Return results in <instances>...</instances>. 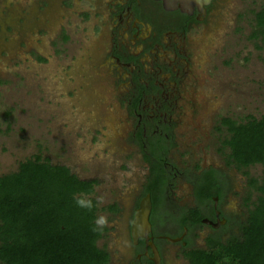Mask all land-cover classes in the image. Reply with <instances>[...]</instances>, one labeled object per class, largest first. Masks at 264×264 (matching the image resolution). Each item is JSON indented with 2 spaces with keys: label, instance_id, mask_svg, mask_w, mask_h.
I'll return each instance as SVG.
<instances>
[{
  "label": "rangeland",
  "instance_id": "1",
  "mask_svg": "<svg viewBox=\"0 0 264 264\" xmlns=\"http://www.w3.org/2000/svg\"><path fill=\"white\" fill-rule=\"evenodd\" d=\"M38 2L8 1L0 13V176L39 155L81 179H99L93 194L103 198L98 217H107V226H113L99 246L110 239L120 264L125 253L120 233L146 167L130 148L127 111L97 70L105 48L102 23L95 18L93 0H46L44 8ZM263 2L217 0L208 23L191 33L193 75L183 85L176 148L170 153L179 164L185 160L225 171L229 208L244 220L248 178L225 164V131L217 127H223L225 117L243 121L264 114V47L252 37L253 11ZM262 169L257 165L244 171L260 179ZM184 188L177 197L187 204ZM114 202L123 208L117 215L105 208ZM207 233L205 228L197 233V247L204 246Z\"/></svg>",
  "mask_w": 264,
  "mask_h": 264
},
{
  "label": "flooded vegetation",
  "instance_id": "2",
  "mask_svg": "<svg viewBox=\"0 0 264 264\" xmlns=\"http://www.w3.org/2000/svg\"><path fill=\"white\" fill-rule=\"evenodd\" d=\"M8 1L10 5L22 3L27 6L31 0H0V13L7 10ZM45 1L39 0L38 5L44 8ZM216 2L211 0L204 13L195 8L191 15L179 8L166 10L160 0H93L91 5L95 18L102 23L99 32L105 36V48L97 70L127 111L132 126L130 148L137 150L146 167V178L132 198L124 232L120 233L119 241L125 252L121 254L120 264H156L149 243L159 254L157 264H176V259L178 264H187L186 249H205L209 236L221 240L238 236L244 222L243 215L234 214L229 208L231 186L225 171L213 165L188 164L185 160L179 164L170 156L176 148V116L181 117L179 103L183 94L185 96L183 85L193 75L191 33H195L198 25L208 23ZM223 120V127H217L219 132L224 128L222 142L228 136ZM209 174L214 176L212 182L220 193L201 202L196 188L209 178ZM156 179H162V185L151 189ZM182 186L188 194L187 204L179 202L177 197ZM147 194L152 200L151 231H139L143 235L135 239L132 234L135 214ZM105 208L113 215L123 210L116 202ZM191 209H198L202 217L197 224L196 217H188V224H194L189 230L188 226L182 225L181 219ZM105 228L104 239L113 231V226ZM203 228L208 229L204 246L197 247V233ZM103 247L110 256L108 264H116L117 253L110 246V239ZM173 254L178 257L175 259Z\"/></svg>",
  "mask_w": 264,
  "mask_h": 264
},
{
  "label": "trees",
  "instance_id": "3",
  "mask_svg": "<svg viewBox=\"0 0 264 264\" xmlns=\"http://www.w3.org/2000/svg\"><path fill=\"white\" fill-rule=\"evenodd\" d=\"M253 13L252 37L264 47V2ZM223 124L228 130L222 142L229 151L225 163L248 178L247 219L238 236L226 240L209 236L205 249H186L187 264H226L225 257L227 264H264V114L243 121L228 117ZM257 165L263 168L260 179L244 171ZM213 178L211 174V180L197 186L200 201L220 193ZM155 181L151 189L162 185ZM99 184V179H81L67 166L54 165L39 155L20 162L17 171L1 175L0 264H108L109 253L99 246L106 228L93 231L100 209L93 194ZM80 198L92 201L91 211L77 206ZM200 214L198 209L189 210L182 225L190 230L194 224H188V217H196L197 224Z\"/></svg>",
  "mask_w": 264,
  "mask_h": 264
},
{
  "label": "water",
  "instance_id": "4",
  "mask_svg": "<svg viewBox=\"0 0 264 264\" xmlns=\"http://www.w3.org/2000/svg\"><path fill=\"white\" fill-rule=\"evenodd\" d=\"M166 10H173L179 8L181 12L191 15L193 10L196 8L199 13L205 12V6L209 5L211 0H160ZM152 209V200L150 194H147L141 201L139 210L135 214V220L132 226V234L136 239L139 237V231H151V224L149 221L150 213ZM145 227V229H144ZM144 237L148 239L147 234ZM149 245L153 248L155 254L156 264L159 263L160 257L152 243Z\"/></svg>",
  "mask_w": 264,
  "mask_h": 264
},
{
  "label": "clouds",
  "instance_id": "5",
  "mask_svg": "<svg viewBox=\"0 0 264 264\" xmlns=\"http://www.w3.org/2000/svg\"><path fill=\"white\" fill-rule=\"evenodd\" d=\"M97 202L98 203H102L103 202V198L102 197H98L97 198ZM77 206L87 209L89 211H91V209L93 208V203L91 200H85L83 198H80L76 201ZM108 225V219L105 216H100L98 218H96L95 222H94V227H93V231H102L106 226ZM225 262L227 264V260L228 258L225 257Z\"/></svg>",
  "mask_w": 264,
  "mask_h": 264
},
{
  "label": "crops",
  "instance_id": "6",
  "mask_svg": "<svg viewBox=\"0 0 264 264\" xmlns=\"http://www.w3.org/2000/svg\"><path fill=\"white\" fill-rule=\"evenodd\" d=\"M104 237H105V235L103 236V238H104ZM103 238H102V239H103Z\"/></svg>",
  "mask_w": 264,
  "mask_h": 264
},
{
  "label": "bare ground",
  "instance_id": "7",
  "mask_svg": "<svg viewBox=\"0 0 264 264\" xmlns=\"http://www.w3.org/2000/svg\"><path fill=\"white\" fill-rule=\"evenodd\" d=\"M144 229H145V227H144Z\"/></svg>",
  "mask_w": 264,
  "mask_h": 264
}]
</instances>
